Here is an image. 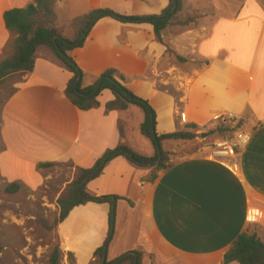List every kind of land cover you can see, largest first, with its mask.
I'll return each instance as SVG.
<instances>
[{
	"label": "crops",
	"instance_id": "obj_1",
	"mask_svg": "<svg viewBox=\"0 0 264 264\" xmlns=\"http://www.w3.org/2000/svg\"><path fill=\"white\" fill-rule=\"evenodd\" d=\"M235 1L174 38H167L165 30L157 39L148 24L102 19L82 48L70 54L83 74V87L115 70L123 78L118 81L153 109L159 136L190 124L210 132L214 119L228 114L241 119L240 131L250 134L246 149L223 164L206 159L207 148L199 149L195 140L177 142L164 151L173 154L171 166L153 184L145 181L149 168L122 157L108 163L86 185L96 197L121 198L115 203L107 262L139 252L141 264H223L224 254L243 232L264 242V0ZM30 4L0 0V61L12 57L16 39L5 28L4 13ZM166 7V0H53V26L61 37L73 40L71 22L92 10L158 16ZM168 49L188 66L173 61ZM195 62L202 67L194 69ZM71 77L48 49L39 48L32 73L5 79L14 78L16 84L0 106L1 192L10 184L19 185V193L35 192L47 177L42 165L67 163L74 170H89L106 151L129 148L122 124L125 130L131 124L126 117L132 107L106 113L113 97L104 91L96 108L80 111L65 95ZM136 116L139 137L148 141L139 132L143 115ZM138 155L152 157L154 150ZM88 205L101 223L96 235L86 220L78 222L84 234L63 230L77 208L59 224L68 253L92 255L107 238L108 205L82 207Z\"/></svg>",
	"mask_w": 264,
	"mask_h": 264
},
{
	"label": "trees",
	"instance_id": "obj_2",
	"mask_svg": "<svg viewBox=\"0 0 264 264\" xmlns=\"http://www.w3.org/2000/svg\"><path fill=\"white\" fill-rule=\"evenodd\" d=\"M32 4L24 9H12L4 13L3 21L7 31L16 36L14 52L11 58L0 61V84L7 78L16 75L30 74L34 70L35 56L39 48H45L58 60L60 64L72 75L68 81L65 95L69 101L80 111H89L98 106L97 98L104 91L112 94L113 100L105 105V112L125 111L129 107L138 108L143 114L140 124V135L148 140L154 150L152 157L138 155L126 146H119L106 151L89 170H80L79 176L68 187L66 195L57 201L59 208L58 224L63 223L71 211L75 208L93 205H108V235L104 244L95 251V256L102 260L106 257L107 248L112 240L114 229L115 203L119 197H96L86 191V185L98 178L104 168L116 158L122 157L131 164L151 169L146 182L153 184L160 173L170 168L171 153L162 150L164 142H191L197 138V127L187 125L183 131L171 134H156V116L150 105L134 96L119 81L115 70L109 69L101 74L91 85L82 86L83 74L76 66L70 54L82 48L92 27L102 19H110L123 25H143L152 27L157 39L168 27L171 21L182 12L183 0H166L167 7L158 16H122L110 10L96 9L88 14L76 18L71 22L74 33L73 40L61 37L54 28L53 0H31ZM168 54L179 64H185L186 60L168 49ZM119 80V81H118ZM223 130L221 134H225ZM213 133V132H212ZM51 165H42L47 168ZM17 184L8 185L4 193L15 195L20 191ZM131 205V203H129ZM61 253L55 248L50 254L48 264H60ZM143 254L130 252L124 254L113 262L104 264H141ZM264 264V242L255 234L248 231L240 234L233 242L229 250L224 254L223 264Z\"/></svg>",
	"mask_w": 264,
	"mask_h": 264
},
{
	"label": "rangeland",
	"instance_id": "obj_3",
	"mask_svg": "<svg viewBox=\"0 0 264 264\" xmlns=\"http://www.w3.org/2000/svg\"><path fill=\"white\" fill-rule=\"evenodd\" d=\"M146 1L153 4L155 0ZM228 2L230 4L233 2V6L237 4L235 0H183L182 12L168 25L170 29L167 27L166 31L164 30L167 38L178 37L177 35L182 32L185 33L199 27L203 20H209L216 14L219 7L222 8ZM61 32H64V29ZM67 35L66 37H68ZM170 58L175 61L172 57ZM186 63L183 64L185 67L188 66ZM202 65V62H195L192 67L198 69ZM183 70L187 72L186 69ZM15 84L16 79L14 78L4 80L0 84V106L13 93ZM174 96L177 94L174 93ZM137 114L143 115L135 107H132L131 111L127 113L126 118L131 124L126 130V126L122 124L124 136L129 139L128 147L134 153H149L152 145L139 137L136 127ZM205 131L202 133L201 128L197 129L195 132L197 140L195 139V141L199 144V149L205 147L207 148L205 152H207L219 138L223 127L219 126L210 131L213 132V135L206 139L200 138L201 134L210 133L208 130ZM188 143L186 142V144ZM176 144L177 142H165L162 144V150L169 151V149L175 148ZM44 172L47 176L46 180L35 192L23 190L21 193L19 191L18 195L15 194L16 196H9L0 191V264H48L50 254L55 248H58L61 253L60 264H102V260L94 255L95 252L92 255L83 251L78 254L66 252L60 236L61 231L58 230L59 208L57 201L66 195L67 187L77 179L79 171L64 163L44 168ZM90 208L93 207L88 205L86 208L75 209L69 219V225L72 224V226L68 228V225L63 230H66L68 234L79 236L83 231L78 222L86 220L92 228L90 232L96 235L101 223L97 213L91 211ZM82 239L86 241L85 237Z\"/></svg>",
	"mask_w": 264,
	"mask_h": 264
},
{
	"label": "built area",
	"instance_id": "obj_4",
	"mask_svg": "<svg viewBox=\"0 0 264 264\" xmlns=\"http://www.w3.org/2000/svg\"><path fill=\"white\" fill-rule=\"evenodd\" d=\"M216 127H223L226 135L216 140L205 153V158L216 163L223 164L226 160L237 156L244 151L250 142V134L240 131L241 119L228 114L214 119Z\"/></svg>",
	"mask_w": 264,
	"mask_h": 264
},
{
	"label": "water",
	"instance_id": "obj_5",
	"mask_svg": "<svg viewBox=\"0 0 264 264\" xmlns=\"http://www.w3.org/2000/svg\"><path fill=\"white\" fill-rule=\"evenodd\" d=\"M212 135H213L212 132H210V133H205V134H201V135H200V138H202V139H206V138H208V137H210V136H212ZM104 261H105V257L102 258V264H104Z\"/></svg>",
	"mask_w": 264,
	"mask_h": 264
}]
</instances>
